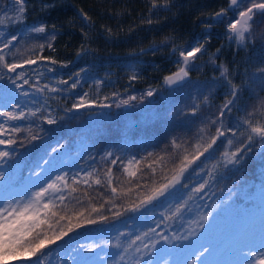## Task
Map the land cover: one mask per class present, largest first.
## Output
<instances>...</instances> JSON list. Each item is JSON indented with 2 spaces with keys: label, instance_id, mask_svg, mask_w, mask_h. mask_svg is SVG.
Instances as JSON below:
<instances>
[{
  "label": "trees",
  "instance_id": "16d2710c",
  "mask_svg": "<svg viewBox=\"0 0 264 264\" xmlns=\"http://www.w3.org/2000/svg\"><path fill=\"white\" fill-rule=\"evenodd\" d=\"M45 4L55 6L45 9ZM228 5L229 0H171L169 7L150 12V0H27L25 26L43 23L47 32L25 36L22 32L26 28L21 30L23 24L14 23L9 29L10 34L19 35V39L13 42L12 50L19 49V53L13 57L6 52L8 61L18 62L29 55L35 58L37 54L51 56L57 61H71L69 72L61 76L68 78L84 69L79 78L80 88L91 83L90 97L97 101V106L68 112L66 110L71 108L73 102L64 90L42 93L47 105L45 114H49L50 110L57 123L48 125L38 117L30 116L14 123V127L21 129L31 127L34 132H39L40 139L29 142L25 139L26 132L13 134L17 144L9 151L14 154L0 162L6 174L3 183L11 191H18L16 193L26 192L28 182L46 183L49 178L66 173L69 185L77 188L73 195L81 199L78 206L75 202L69 204V209L78 211L83 207L90 211L93 206L100 208L103 205L100 214L109 218L106 222L77 230L70 240L52 246L49 251L79 242L90 234L113 233L120 223L129 227L150 207L155 208L159 200L138 212L124 211L129 203L136 202L147 192L154 181L162 182L165 175L171 174L170 170L179 162L183 150L191 152V146L200 139V128L217 115L227 95V84L219 78L218 66L223 63L229 67L233 81L241 83L249 81L256 69L264 65V16L257 15L255 18L254 42L237 46L235 41L228 39L226 31V25L235 18L237 10H230L219 19L212 17L213 13L220 8H228ZM9 6L10 0H0V17ZM81 11L90 19L85 20ZM148 20L152 23H148ZM52 34L56 36L54 41H50L54 50L45 47L40 52L32 48L33 45L49 42ZM198 42L205 43V50L191 67L190 79L180 89L166 88L162 78L176 70L178 50L188 45L195 46ZM82 45L87 52L77 56L76 51ZM173 45L177 47L175 52ZM141 49L146 51L138 54ZM217 49H220L219 53H216ZM133 72L139 78L130 81L128 77ZM0 75L4 77L0 79V89H6L11 74L0 68ZM97 80L101 81L99 85L96 84ZM255 80L241 92L231 118L227 115L224 118L225 123L230 122L233 127L241 123V132L246 131L241 118H246L247 113H253V121L264 119L259 114L264 90L258 76ZM24 86L27 88V85ZM149 87L157 89L152 97H146L142 102L139 99L132 101L129 107L116 106L118 98L130 95L139 97ZM113 93L117 95L113 96ZM204 95L209 96V103L202 105L197 115L188 114L186 106L194 103V98L203 99ZM101 103L110 106L99 107ZM213 134L215 128L210 126L206 137ZM228 138H231L230 133L195 162L177 189H183L185 185V189H189L190 180L199 174L203 161L207 159L208 165L217 166L216 169L210 166V171H215L211 180L213 186L208 191L212 195L211 200L228 201L238 210L243 208L240 212L253 215L257 210L254 202L256 191L264 188V150L253 146V151L242 164L224 167L218 160L223 151L231 150L232 146L226 143ZM173 139L181 145L180 149L173 150ZM57 142L65 147L53 155L39 181L35 182L36 178L30 177V172L35 171L41 157H45L46 151L55 147ZM107 153L111 155L105 158ZM159 157L164 158L163 162L154 164ZM112 160L117 163L113 165ZM130 160L133 161L132 170L137 171L136 177H130L123 171V165ZM136 160L140 163L135 164ZM149 165L155 167V173ZM108 168H112V187L117 188L115 197L106 182L101 185L91 183L96 178L104 181ZM85 172H92L93 175L85 177ZM74 175L77 180L88 179L91 187L82 183L73 184ZM128 189L131 191L128 192ZM113 203L118 207L113 208ZM113 211H121L122 215L113 219ZM92 218H95V214Z\"/></svg>",
  "mask_w": 264,
  "mask_h": 264
},
{
  "label": "snow or ice",
  "instance_id": "6c2138e0",
  "mask_svg": "<svg viewBox=\"0 0 264 264\" xmlns=\"http://www.w3.org/2000/svg\"><path fill=\"white\" fill-rule=\"evenodd\" d=\"M171 0H150L151 7L149 11L164 7H169ZM27 0H13V18L8 20L9 24H23L24 17L27 11ZM55 5L45 4L43 7H54ZM236 9L235 18L226 25V31L228 33V39L235 41L237 46H243L250 41H253V26L257 15L264 16V0H229L228 8H220L218 12L212 14L213 19H219L225 15L228 11ZM81 15L85 20L90 18L86 13L81 11ZM7 19V12L4 17H0V25L5 24ZM152 23L151 20L147 21ZM55 25H53V31ZM111 33V29L108 30ZM47 32L46 25L41 23L37 26L27 27L22 34L27 36L29 33L44 34ZM0 68L6 70L8 79L12 85L19 90L22 86L18 81L23 80V85H30L31 88L37 92L44 93L56 92L58 90L76 89L80 83V76L84 69H80L73 75L69 76L68 79H59L57 83L65 86L64 89H57L51 87L49 84L39 85L38 83L30 84V80L24 78V71H17L18 69H24L26 66L31 67L39 63L43 64V70L37 71L32 68V71L37 76V82L42 78L44 72L53 73L56 71L55 65L59 64L60 67H68L71 61H57L51 56L35 55L33 58L29 55L27 58H22L18 62L13 60L9 62L6 52L16 57L19 53V49L13 51V42L19 39V35H8L5 32H0ZM56 39L55 34H52L49 38V42L33 45V49H39L43 52L44 48L53 49V44L50 41ZM208 37L205 38L207 41ZM254 42V41H253ZM54 50V49H53ZM205 50V43L198 42L195 46L188 45L187 47H181L178 50V60L176 70L169 74H166L162 78L163 85L170 89H180L190 79L191 67L195 64L198 55L203 54ZM27 51H32L28 49ZM141 52L144 49L140 50ZM173 51H177V47L173 45ZM220 49L216 50L219 53ZM87 48L83 45L77 49L76 55L80 56L85 54ZM213 53V55H216ZM212 63H216L215 60ZM51 65V66H50ZM219 78L227 84V95L223 103L217 110V115L212 119L208 120L200 128V139L193 144L192 151L188 149L183 150L179 162L170 170V175H165L163 181L156 183L153 182L152 186L143 193L142 196L133 203H129L124 211L138 212L142 208L153 204L154 202L168 196L171 191L179 184L182 183V178L185 173L194 165L195 162L199 161L202 156L211 150L214 145L217 144L221 138H224L226 134H231V138H228L226 143L231 147V150H225L222 152L223 166L228 167L229 165H240L247 158V155L253 151V146L258 149L264 150V119L252 120L253 113L249 112L246 114V118H241L242 125L246 126V131H239L241 123H237L235 127L225 123V116L231 118L233 107L236 105L237 100L240 98L241 92L244 90L249 83H255V77H259L261 89L264 90V65L256 69L253 77L249 81H242L241 83H235L231 78L230 68L221 63L219 66ZM4 77L0 75V79ZM75 78V82L70 83ZM138 75L133 72L129 75L128 79L134 81L138 79ZM215 79V78H214ZM101 81L97 80L96 84L99 85ZM157 89L149 87V89L141 96L135 95L127 96V98L117 99L116 106L129 105L130 102L144 101L146 97H152L156 93ZM21 95L27 96L28 92H21ZM116 96V93L112 94ZM89 94L84 93L80 95L76 102L72 103L71 108L67 109L68 112H78L81 109L92 108L97 106V101L88 98ZM195 102L191 105L186 106L188 114L195 116L198 114L199 109L202 105L209 103V96L204 95L203 99H195ZM108 104H99V107H109ZM11 111H0V117L6 118L4 123H0V162L5 161L11 157L14 153L9 151L12 146L17 144V139L13 138V134L27 133L25 137L29 142L37 141L40 139L39 132H34L31 127L27 129H21L20 127H9L6 126L8 121H17L26 116L38 117L40 120L48 125H54L57 123L50 113L45 114L47 109L44 105L38 108H29L24 110L21 108L19 103L11 105ZM261 117H264V99L260 102V113ZM210 126L215 128V134L207 136L210 132ZM38 127V126H37ZM243 137V139H241ZM238 143V146H236ZM173 150L180 149L181 145L176 142L175 139L171 141ZM65 147L63 143H56L55 147H52L50 151H46L45 157H41V162L35 166V171L30 172V177H35L39 181V177L42 175L44 168L51 162L53 155L62 150ZM111 153H107L110 156ZM151 156V153H149ZM134 159V158H133ZM163 157H159L157 162H163ZM116 160H112V164L115 165ZM140 161L136 160L135 164H139ZM133 161L130 160L127 165H123V171L130 177H136L137 171L132 170ZM152 172L155 173V167L149 165ZM94 171V170H93ZM92 172H85V177H91ZM105 180L102 181L100 178L92 180L91 183L101 185L106 182L111 188L112 196L115 197L117 194V188L112 187L113 175L112 168H108L104 173ZM6 179V174L0 171V186H3V182ZM73 184L82 183L86 186L91 187L88 179L77 180L76 176L72 177ZM209 181L206 179L203 183H200L196 188L193 189L195 193H201L205 189ZM187 187V185H185ZM128 192L131 189L127 190ZM77 192V188L69 185L68 177L66 173H60L54 178H49L46 183L38 182L32 185L30 195H18L17 196H5L3 200H0V264H46V260L51 255L49 251L52 246L59 243H63L71 239L72 234L77 230L91 225L108 221V217L100 214V208L95 206L91 207V210L81 207L78 211L69 209V204L75 202L78 206L81 203V199L73 195ZM87 195V193H85ZM111 202V201H109ZM227 203V202H225ZM118 207L113 203V208ZM186 207L184 202H178L175 205L174 210L170 211L169 214L163 216L160 221V225H163L166 221L177 217L182 214L183 209ZM217 206L212 205L207 208L206 212L201 215L200 220L192 221L196 227L189 228L186 232L183 230L181 233H168L165 229L149 227L147 231L141 232L139 235H135L131 240L126 241L123 245L119 242L121 237L128 235L126 231L120 232L115 240L100 241V243L89 242L87 244L80 243L76 247H71L67 251L69 257L68 264H93L90 260H79L80 255L79 249L84 252L91 253L94 250L104 248H122V251L113 254L114 259H107L108 253L104 256H98L101 260H106V264H119L120 261L125 259V255L131 251L128 260L129 264H154L152 257L157 249V246L163 243L164 245H175L177 249L181 247L180 242L190 241L193 237H198L201 230L209 223L210 217L216 211ZM63 213V214H62ZM70 213V214H69ZM95 214V218H92ZM122 215L121 211H113L112 218L116 219ZM66 222V223H65ZM159 227V225L157 226ZM145 239L147 243H145ZM206 245V246H205ZM202 245L196 250L190 253V257H185L183 262H177V264H201V257L206 254L212 253L213 249L210 244ZM259 248L264 250V236L260 238ZM75 254V255H74ZM240 256L243 260L240 264H264V251L257 252L250 249L247 244L240 246ZM258 257V258H257ZM147 258V259H146ZM163 264H167V261H163Z\"/></svg>",
  "mask_w": 264,
  "mask_h": 264
},
{
  "label": "rangeland",
  "instance_id": "374dc122",
  "mask_svg": "<svg viewBox=\"0 0 264 264\" xmlns=\"http://www.w3.org/2000/svg\"><path fill=\"white\" fill-rule=\"evenodd\" d=\"M13 0H10V6L7 9V19L5 24L0 25V32H5L9 36L10 28L12 25L9 24L8 20L13 18ZM5 12L1 15L4 17ZM25 18V17H24ZM29 25H34V23H29ZM21 30L27 28L25 24L21 26ZM18 30V31H21ZM3 39V37H0ZM80 57L77 58V60ZM51 66V65H50ZM55 67V66H53ZM32 68H35L38 72L43 70V64L39 63L35 66L28 67L20 71L25 72L26 79L30 80V84L38 83L39 85L49 84L53 88L61 87L65 88L63 85H59L57 80L63 79L62 74L69 72L70 66L60 67L57 66L56 71L53 73L44 72L42 78L37 82V76L32 71ZM60 70V71H59ZM64 79H68L65 77ZM75 82V78L70 81V83ZM21 84V88L17 90L14 85L11 83L7 86L6 89H0V111H11V105L14 103H19L21 108L27 110L29 108H38L41 105L47 107L46 101L43 100L42 93L37 92L35 89L31 88L30 85H27V88H24L23 80L18 81ZM91 83H87L85 88H80V84L76 89H67L64 90L66 96L72 102H76L80 94L88 93V98L91 99L90 91ZM31 88V90L29 89ZM21 92H28L29 95H21ZM47 92V90H45ZM53 93V92H51ZM78 93H80L78 95ZM130 106V105H129ZM88 108L86 110H89ZM50 113V110H48ZM51 114V113H50ZM6 118L0 117V123H4ZM18 121V120H17ZM17 121H8L6 126H13ZM3 146H0L2 148ZM219 163H223V157L219 158ZM202 167L199 174L193 176L189 182V189L178 188L177 186L171 191V193L161 198L159 203L155 208L150 207L140 218L135 220L130 224V226H125L120 223L119 226L113 230V233H94L90 234L85 239L79 240V242L71 243L68 246L57 247L51 250V255L46 260V264H68L69 257L67 256V251L71 247H76L80 243L87 244L89 242L100 243V241H110L115 240L117 235L120 232L126 231L128 235L120 238V243L123 245L126 241L131 240L135 235H139L141 232L147 231L149 227L157 228V231L160 228L165 229L168 233H181L183 230L186 232L189 228H195L196 225L192 221L200 220L201 215H203L207 208L212 205H216V211L212 217H210L209 223L205 226L199 236L193 237L190 241L180 242L181 247L177 249L175 245H164L161 243L157 246V249L151 258L154 264H163V261H167V264H177V262H183L185 257L191 258L190 253L196 248L210 244L212 246L213 252L206 254L204 257H201V264H240L243 258L239 254L240 246L247 244L250 249H253L257 252L264 251L259 248L260 238L264 236V188L257 190L256 195L254 196V202L257 204V210L255 214L250 215L244 212H240L243 208H236L233 204L225 200H211L212 195L208 193L209 189L212 188L211 180L213 179L212 175L215 171H210V166L207 162V159L203 161ZM216 169V165H212V168ZM0 171H3V168L0 167ZM4 172V171H3ZM209 176V178H208ZM11 178V177H10ZM208 180L209 183L206 185L205 189L201 193H195L193 191L200 183H203L204 180ZM47 180V179H46ZM37 180L35 179V182ZM44 183V182H43ZM33 183L28 182V189L26 192L11 191L10 187H7L3 183V186H0V200H3L5 196H17L18 195H30L32 190ZM178 202H184L186 207L183 209L182 214L177 217L166 221L163 225H160V221L164 215L169 214L170 211L174 210L175 205ZM227 202V203H225ZM159 225V227H157ZM126 228H125V227ZM147 243V240L144 241ZM206 246V245H205ZM123 249L116 248H98L91 253L84 252L82 249H79V260H90L93 264H106V260H101L98 256H104L105 253H108L107 259H114L113 254L122 251ZM132 250L125 255V259L120 261L119 264H129L128 257ZM75 255V254H74ZM258 258V257H257ZM147 259V258H146Z\"/></svg>",
  "mask_w": 264,
  "mask_h": 264
},
{
  "label": "water",
  "instance_id": "95a60500",
  "mask_svg": "<svg viewBox=\"0 0 264 264\" xmlns=\"http://www.w3.org/2000/svg\"><path fill=\"white\" fill-rule=\"evenodd\" d=\"M228 7H229V5H228ZM207 29H209V28H207ZM145 51H146V49H144L143 52L139 51L138 54L144 53ZM164 86H165V85H164ZM165 87L168 88L167 86H165ZM126 107H129V105H127Z\"/></svg>",
  "mask_w": 264,
  "mask_h": 264
}]
</instances>
